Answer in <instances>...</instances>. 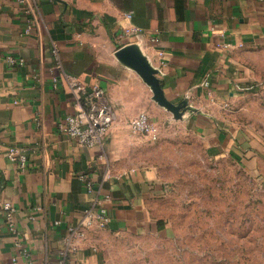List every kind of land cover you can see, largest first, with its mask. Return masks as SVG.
<instances>
[{
	"label": "crops",
	"instance_id": "0c3cea01",
	"mask_svg": "<svg viewBox=\"0 0 264 264\" xmlns=\"http://www.w3.org/2000/svg\"><path fill=\"white\" fill-rule=\"evenodd\" d=\"M132 27L141 34L127 33ZM132 43L158 69L168 99L189 100L183 120L211 152L238 157L220 114L252 79L245 61L264 44V0H0V264H58L68 227L88 208L105 210L111 221L91 228L67 264H107L100 235L161 229L157 208L167 187L154 168L134 163L128 148L139 135L129 124L149 109L158 123L170 114L116 56ZM64 73L88 90L104 89L115 121L102 147L82 146L60 129L77 110ZM11 146L27 154L25 169L8 158ZM5 202L16 209L19 246Z\"/></svg>",
	"mask_w": 264,
	"mask_h": 264
},
{
	"label": "rangeland",
	"instance_id": "374dc122",
	"mask_svg": "<svg viewBox=\"0 0 264 264\" xmlns=\"http://www.w3.org/2000/svg\"><path fill=\"white\" fill-rule=\"evenodd\" d=\"M245 62L250 84L220 114L238 157L212 153L170 111L158 141L133 138L134 163L154 168L167 187L157 208L163 226L100 235L107 264H264V44Z\"/></svg>",
	"mask_w": 264,
	"mask_h": 264
},
{
	"label": "built area",
	"instance_id": "2783aa9c",
	"mask_svg": "<svg viewBox=\"0 0 264 264\" xmlns=\"http://www.w3.org/2000/svg\"><path fill=\"white\" fill-rule=\"evenodd\" d=\"M25 3L27 0H19ZM34 20L29 19L27 23L26 32H32L34 28ZM127 33L134 35H140L141 29L138 27L128 28ZM53 55L56 59L57 66L61 65V59L59 49L55 47ZM164 52H159L162 56ZM13 63L15 59L10 58ZM66 80L73 92L74 99L76 100L77 110L73 114L67 115L60 123V129L76 139L79 144L88 148L102 147L105 138L110 133L114 121L115 112L112 107L105 100L104 89L95 84L90 90L87 89L86 84L81 81L77 76L71 73H64ZM55 82L58 81L56 77ZM130 128L133 133L145 136L150 141H158L161 138V127L158 122L152 120L150 115L146 112H140L130 121ZM8 158L16 163L21 169H25L27 166V154L18 146H11L7 150ZM103 156V155H100ZM113 176L112 171L108 170L105 173V179L109 180ZM83 180H86L85 176H82ZM87 187L89 191L93 190V184L87 181ZM100 203V201H99ZM6 212V218L8 220L9 228L16 237V245L19 246V230L15 223L16 209L11 202H5L2 205ZM42 210L41 207L34 209L35 212ZM111 221L110 216L105 210L96 211L92 208L86 209L80 220L76 224H72L68 227L67 234L64 237L65 248L61 251V258L58 264H67L66 258L69 254L75 253L80 246V243L87 238L91 228L98 227L101 229L107 228ZM61 221H55V224H60ZM13 264H17L14 260ZM39 264H46V262H40Z\"/></svg>",
	"mask_w": 264,
	"mask_h": 264
},
{
	"label": "water",
	"instance_id": "95a60500",
	"mask_svg": "<svg viewBox=\"0 0 264 264\" xmlns=\"http://www.w3.org/2000/svg\"><path fill=\"white\" fill-rule=\"evenodd\" d=\"M116 56L122 63L134 69L143 78L153 92V100L159 106L172 112L175 119L184 118V114L191 108L189 100L185 98L182 102L175 103L168 99L163 91L161 80L157 76L158 69L151 63L140 45L132 43L120 47L116 51Z\"/></svg>",
	"mask_w": 264,
	"mask_h": 264
},
{
	"label": "trees",
	"instance_id": "16d2710c",
	"mask_svg": "<svg viewBox=\"0 0 264 264\" xmlns=\"http://www.w3.org/2000/svg\"><path fill=\"white\" fill-rule=\"evenodd\" d=\"M163 222H159V228H162Z\"/></svg>",
	"mask_w": 264,
	"mask_h": 264
}]
</instances>
